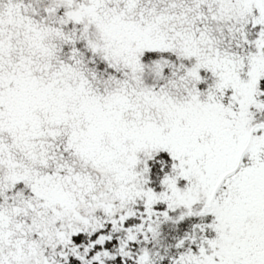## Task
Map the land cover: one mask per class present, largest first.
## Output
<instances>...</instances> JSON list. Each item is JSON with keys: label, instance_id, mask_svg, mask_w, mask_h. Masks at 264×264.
<instances>
[{"label": "snow or ice", "instance_id": "snow-or-ice-1", "mask_svg": "<svg viewBox=\"0 0 264 264\" xmlns=\"http://www.w3.org/2000/svg\"><path fill=\"white\" fill-rule=\"evenodd\" d=\"M0 264H264V0H0Z\"/></svg>", "mask_w": 264, "mask_h": 264}]
</instances>
